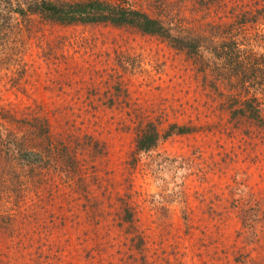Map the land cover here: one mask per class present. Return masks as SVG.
<instances>
[{
  "label": "rangeland",
  "instance_id": "1",
  "mask_svg": "<svg viewBox=\"0 0 264 264\" xmlns=\"http://www.w3.org/2000/svg\"><path fill=\"white\" fill-rule=\"evenodd\" d=\"M34 1L0 0V264H264V121L234 112L264 105V0H108L192 55L15 12Z\"/></svg>",
  "mask_w": 264,
  "mask_h": 264
},
{
  "label": "trees",
  "instance_id": "2",
  "mask_svg": "<svg viewBox=\"0 0 264 264\" xmlns=\"http://www.w3.org/2000/svg\"><path fill=\"white\" fill-rule=\"evenodd\" d=\"M15 12L21 17L40 15L45 20L65 25L106 24L115 27H136L146 34L165 37L169 42H172L174 46L187 50L191 55L194 53L198 54V44L194 43L190 39L187 40L186 38L173 36L167 25L159 18H155L139 9L127 7L108 0H78L61 2H55L53 0H35L34 2H29L27 5L18 6V8L15 9ZM227 45L230 52H225L224 54L228 57L231 64L239 63V65L236 66L237 75L244 73V71H242V73L238 71L243 67V65L237 60L239 55L235 52V42H227L224 44V47ZM248 76L249 75L246 71L245 76L242 74V78L244 77V79ZM244 79H241V85H248L245 81L250 84L248 79ZM238 86L240 85L237 84V87ZM251 86L254 87V84H251ZM247 87L250 86L248 85ZM244 89H246L249 93L250 88ZM256 102L258 104H256ZM237 109L239 110L235 111L234 109V112L241 113L242 115L257 121H264V105L259 102L257 96L245 98L243 105L241 104ZM189 131V128H186L185 126L173 124L164 136H170L174 133L184 134ZM161 137L162 134L158 127L153 122L148 123L140 131L137 137V151L146 152L151 150L156 146Z\"/></svg>",
  "mask_w": 264,
  "mask_h": 264
}]
</instances>
